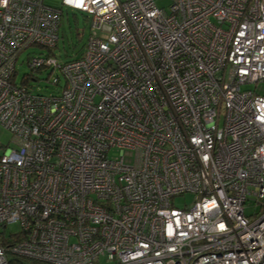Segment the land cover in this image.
<instances>
[{"label": "built area", "instance_id": "2783aa9c", "mask_svg": "<svg viewBox=\"0 0 264 264\" xmlns=\"http://www.w3.org/2000/svg\"><path fill=\"white\" fill-rule=\"evenodd\" d=\"M61 4L90 34L78 57H29L64 79L44 94L15 63L56 46L62 9L0 0V227L19 229L0 264H264V94L241 88L264 81V0Z\"/></svg>", "mask_w": 264, "mask_h": 264}, {"label": "rangeland", "instance_id": "374dc122", "mask_svg": "<svg viewBox=\"0 0 264 264\" xmlns=\"http://www.w3.org/2000/svg\"><path fill=\"white\" fill-rule=\"evenodd\" d=\"M43 3L52 7H59L62 9V16L59 19L58 28V41L55 47L52 49L39 48L36 46L29 47L23 50L15 63L14 80L17 84L28 83L33 87V91L41 92L44 94L58 93L63 86L64 79L61 78L59 85L52 84V79L56 75H59L56 71H50V69H42L40 71H33L27 61L29 57L38 55L50 54L55 56L57 59L63 61L69 58L78 57L84 51L86 41L90 34V16L82 11L69 9L63 7L61 0H43ZM155 3L160 8L168 11L170 0H155ZM242 89H251L259 94H264V81L256 83L243 84ZM0 143L3 145L10 146V133L0 125ZM110 157H117L120 154L118 148H112L109 151ZM123 157L127 163H132L134 158V152L128 149L123 150ZM194 199V194L187 193L173 199L174 203L183 207L185 203L190 204ZM259 207L254 204H246L244 207V213L246 215H252L258 212ZM18 226L15 223L7 225L6 229L0 227V232L4 233H15L17 232ZM0 234V237L2 236ZM27 263L29 261H26ZM112 262L106 259L104 256H100L99 260L94 264H107Z\"/></svg>", "mask_w": 264, "mask_h": 264}, {"label": "trees", "instance_id": "16d2710c", "mask_svg": "<svg viewBox=\"0 0 264 264\" xmlns=\"http://www.w3.org/2000/svg\"><path fill=\"white\" fill-rule=\"evenodd\" d=\"M9 240L4 241L2 237H0V243H3L4 245H8ZM18 262H21L22 264H45V263H40L38 261H32V260H24V259H16ZM26 261H29L28 263ZM12 264H16L13 262Z\"/></svg>", "mask_w": 264, "mask_h": 264}, {"label": "bare ground", "instance_id": "6f19581e", "mask_svg": "<svg viewBox=\"0 0 264 264\" xmlns=\"http://www.w3.org/2000/svg\"><path fill=\"white\" fill-rule=\"evenodd\" d=\"M33 261V260H32ZM38 262H40V263H45V262H41V261H38ZM45 264H48V263H45Z\"/></svg>", "mask_w": 264, "mask_h": 264}]
</instances>
